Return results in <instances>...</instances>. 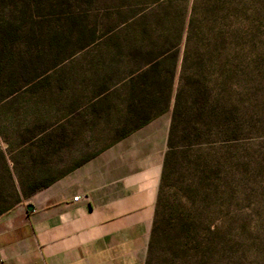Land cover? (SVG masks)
Returning <instances> with one entry per match:
<instances>
[{
  "label": "rangeland",
  "instance_id": "obj_1",
  "mask_svg": "<svg viewBox=\"0 0 264 264\" xmlns=\"http://www.w3.org/2000/svg\"><path fill=\"white\" fill-rule=\"evenodd\" d=\"M192 2L0 0V207L29 202L41 189L31 187L120 139L134 125L132 108L149 111L140 88L157 81L156 108L170 68L169 107L152 120L168 132L181 74L177 153L158 209L160 219L194 223L177 264H264V0H196L182 65L183 36L175 46L151 41L166 32L160 14L174 32L172 18L186 21ZM165 49L156 70L139 76ZM192 97L212 101L216 114L190 139Z\"/></svg>",
  "mask_w": 264,
  "mask_h": 264
},
{
  "label": "crops",
  "instance_id": "obj_2",
  "mask_svg": "<svg viewBox=\"0 0 264 264\" xmlns=\"http://www.w3.org/2000/svg\"><path fill=\"white\" fill-rule=\"evenodd\" d=\"M166 139L150 120L1 213L0 264H144Z\"/></svg>",
  "mask_w": 264,
  "mask_h": 264
},
{
  "label": "trees",
  "instance_id": "obj_3",
  "mask_svg": "<svg viewBox=\"0 0 264 264\" xmlns=\"http://www.w3.org/2000/svg\"><path fill=\"white\" fill-rule=\"evenodd\" d=\"M196 0H193L190 12L188 15L187 20L180 19L179 16L177 18H172L174 21H177V24L174 32H171L170 29L167 27V24H171V19L169 16H167L164 12V14H160L157 18L158 23L161 24V26H166V32L165 34H158L155 39L151 41V45H156V43H162L168 44L170 40L173 42V45H177L180 43L181 38L183 36L184 41V50H183V56H182V65L183 62L186 59V52H187V46L190 43V40L192 38V28L193 24L195 23V6H196ZM159 8H163V5H160ZM162 10V9H161ZM180 19V20H179ZM179 20V23H178ZM169 26V25H168ZM165 28V27H164ZM143 33L147 36H151V32L147 29L143 30ZM203 34V32H202ZM211 44L214 48H216L219 43L221 42V34L219 32V29L216 28L214 25L211 29ZM171 42V43H172ZM169 49H165L162 52H160V55L157 56H150L146 61V70L143 72H140L139 76H144L147 71L153 72L156 70L157 64L159 63V58L166 54V52ZM171 82H172V70L170 68L166 69V78L163 82L164 90L159 100V106L156 108L153 106V104L158 102L156 97L151 93L152 91L150 89L154 88L157 84V81L155 79H151L149 83H145V86H149V90L143 88H140L141 91H143L144 94L139 96V98L143 101H145V107H148L149 111L143 110L142 107L140 108V111H143L142 114H139V110L136 108H132V114L136 116L134 125L129 130H124L121 134V137L127 135L129 132L133 131L134 129L142 126L143 124L147 123L148 121L152 120L156 115L160 114L161 112L165 111L169 107V101L171 96ZM180 83V84H179ZM181 74L179 75L178 79V86L176 88V91L173 95V101L171 105V115H170V121H169V128L167 132V139H166V145L167 148L164 152L163 160H162V166H161V172H160V178H159V185H158V192H157V198H156V204H155V210H154V216L152 219L151 229H150V235L149 240L147 244V250H146V256L144 264H153L154 257L157 253H163L162 263L163 264H177L179 261L185 260V257L188 254V248L184 246V241L187 237L195 233V227L194 223L191 220H179L174 218H168L166 220L159 218V206L161 204L160 199V191L163 184L168 182L169 175L171 171L174 168L173 158L175 157L177 153V146L174 142V132L176 129L177 124V117L180 113L181 108ZM195 98H190V104L186 106V108L193 107V115L191 118L192 122L195 124L191 126L192 134L187 133L186 137L192 139L193 137L199 136L201 132H203L204 128L208 127V122L213 119L214 113L216 114V111L213 109L212 101H209L207 98H203L200 102L195 101ZM188 102V103H189ZM193 104V105H192ZM131 111V109H130ZM132 118V116H130ZM200 125V126H199ZM204 126V128H203ZM207 126V127H205ZM86 159V158H85ZM85 159L83 161H85ZM0 160H3V154L0 150ZM80 162L76 163L73 167H76L79 165ZM53 180H48L45 182H42L38 186H33L30 188V193L34 192L36 189L43 188L47 186L49 183H51ZM185 195L187 197H190V192L185 190ZM8 209V207L1 206L0 207V214L5 212ZM158 264V263H156Z\"/></svg>",
  "mask_w": 264,
  "mask_h": 264
},
{
  "label": "water",
  "instance_id": "obj_4",
  "mask_svg": "<svg viewBox=\"0 0 264 264\" xmlns=\"http://www.w3.org/2000/svg\"><path fill=\"white\" fill-rule=\"evenodd\" d=\"M26 209L31 210V209H32V205H31L30 203H28V204L26 205Z\"/></svg>",
  "mask_w": 264,
  "mask_h": 264
},
{
  "label": "built area",
  "instance_id": "obj_5",
  "mask_svg": "<svg viewBox=\"0 0 264 264\" xmlns=\"http://www.w3.org/2000/svg\"><path fill=\"white\" fill-rule=\"evenodd\" d=\"M78 197H79V195H75V196L72 197V200H77Z\"/></svg>",
  "mask_w": 264,
  "mask_h": 264
}]
</instances>
